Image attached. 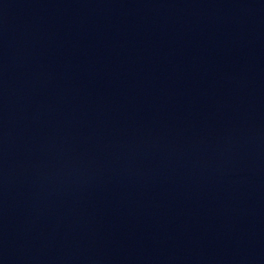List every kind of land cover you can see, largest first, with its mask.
Segmentation results:
<instances>
[{
  "label": "water",
  "instance_id": "obj_1",
  "mask_svg": "<svg viewBox=\"0 0 264 264\" xmlns=\"http://www.w3.org/2000/svg\"><path fill=\"white\" fill-rule=\"evenodd\" d=\"M196 264H264V238L241 245Z\"/></svg>",
  "mask_w": 264,
  "mask_h": 264
}]
</instances>
